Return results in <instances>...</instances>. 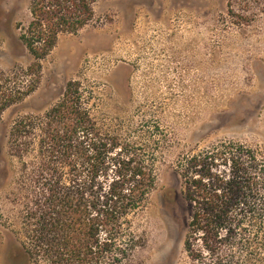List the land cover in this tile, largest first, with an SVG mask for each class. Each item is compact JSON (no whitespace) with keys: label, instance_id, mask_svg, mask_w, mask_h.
Returning a JSON list of instances; mask_svg holds the SVG:
<instances>
[{"label":"rangeland","instance_id":"rangeland-1","mask_svg":"<svg viewBox=\"0 0 264 264\" xmlns=\"http://www.w3.org/2000/svg\"><path fill=\"white\" fill-rule=\"evenodd\" d=\"M30 4L0 0V90L28 82L23 68L32 56L20 26L32 18ZM70 80L92 92L105 126L162 139L157 188L132 216L140 244L121 264H187L177 158L229 140L264 156V0H96L89 24L61 34L35 91L0 116V264H34L20 244L10 126L19 115L44 113Z\"/></svg>","mask_w":264,"mask_h":264},{"label":"trees","instance_id":"trees-1","mask_svg":"<svg viewBox=\"0 0 264 264\" xmlns=\"http://www.w3.org/2000/svg\"><path fill=\"white\" fill-rule=\"evenodd\" d=\"M95 2L31 0L32 18L20 26L32 56L23 68L28 82L0 90V116L35 91L42 60L61 34L90 23ZM87 93L70 80L44 113L19 115L10 126L20 244L34 264H121L140 244L132 216L157 188L161 136L105 126ZM176 167L188 209L187 264H264V156L220 141L181 154Z\"/></svg>","mask_w":264,"mask_h":264}]
</instances>
